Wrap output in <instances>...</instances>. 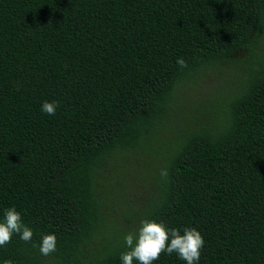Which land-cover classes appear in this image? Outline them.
<instances>
[{
    "label": "trees",
    "instance_id": "16d2710c",
    "mask_svg": "<svg viewBox=\"0 0 264 264\" xmlns=\"http://www.w3.org/2000/svg\"><path fill=\"white\" fill-rule=\"evenodd\" d=\"M12 207L33 237L0 264H123L145 219L196 228L197 264H264V0H0Z\"/></svg>",
    "mask_w": 264,
    "mask_h": 264
},
{
    "label": "clouds",
    "instance_id": "9594fccd",
    "mask_svg": "<svg viewBox=\"0 0 264 264\" xmlns=\"http://www.w3.org/2000/svg\"><path fill=\"white\" fill-rule=\"evenodd\" d=\"M181 67H187V61L183 58L177 60ZM59 107L58 101H45L41 110L45 114L55 115ZM167 176V172L161 173ZM13 234L19 235L25 243L32 241L33 231L26 226L21 219V214L14 208L4 211V219L0 221V247L11 243ZM129 250L122 253L120 259L123 264H152L158 260L162 253H176L186 264H197L204 246V239L196 228H184L183 234L176 228H167L166 225L155 220H142L137 233H129L124 237ZM135 241V242H134ZM57 238L55 234H45L39 245L41 255L48 256L56 251ZM36 245H33L35 247ZM6 264H11L10 261Z\"/></svg>",
    "mask_w": 264,
    "mask_h": 264
},
{
    "label": "rangeland",
    "instance_id": "374dc122",
    "mask_svg": "<svg viewBox=\"0 0 264 264\" xmlns=\"http://www.w3.org/2000/svg\"><path fill=\"white\" fill-rule=\"evenodd\" d=\"M217 83H219L218 78H216L215 75H211L210 74L208 76V78H206L205 80H203L201 82V91H202V93L206 91L207 87H212V86L216 85Z\"/></svg>",
    "mask_w": 264,
    "mask_h": 264
}]
</instances>
